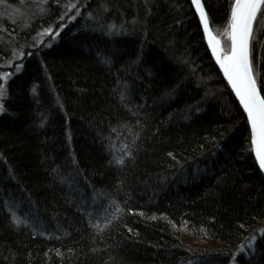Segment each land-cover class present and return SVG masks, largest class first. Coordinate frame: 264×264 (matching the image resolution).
<instances>
[{
  "label": "trees",
  "instance_id": "obj_1",
  "mask_svg": "<svg viewBox=\"0 0 264 264\" xmlns=\"http://www.w3.org/2000/svg\"><path fill=\"white\" fill-rule=\"evenodd\" d=\"M233 1L202 0L225 51ZM251 59L264 96V10ZM0 85V264H264V179L190 0H0Z\"/></svg>",
  "mask_w": 264,
  "mask_h": 264
},
{
  "label": "snow or ice",
  "instance_id": "obj_2",
  "mask_svg": "<svg viewBox=\"0 0 264 264\" xmlns=\"http://www.w3.org/2000/svg\"><path fill=\"white\" fill-rule=\"evenodd\" d=\"M199 14L204 33L217 63L220 65L240 104L247 113L251 125V144L261 171H264V96L257 84L251 59V42L254 38V24L258 15L264 10V0H234L231 5V18L226 35L231 42L230 50L225 51L210 30V21L201 0H192ZM66 8H75V4H67ZM77 14L79 12L77 11ZM59 33H57L58 35ZM8 76L5 74L4 79ZM5 89L0 85V97ZM0 104V111H3ZM122 163L123 161H119ZM243 227V225H241Z\"/></svg>",
  "mask_w": 264,
  "mask_h": 264
},
{
  "label": "water",
  "instance_id": "obj_3",
  "mask_svg": "<svg viewBox=\"0 0 264 264\" xmlns=\"http://www.w3.org/2000/svg\"><path fill=\"white\" fill-rule=\"evenodd\" d=\"M201 3L203 4L202 0H201ZM233 3H234V1H233ZM190 4H191L192 10H193V13H194V15H195V17H196V19H197V21H198V24H199V26H200V29H201V32H202V36H203V39H204V42H205V46H206V48H207V50H208V52H209V54H210V57H211V59L213 60L214 64L216 65V67H217V69H218V71H219V73H220L222 79L224 80V82L226 83V85L228 86V88L230 89V91H231L233 97L235 98L237 104L239 105V107L241 108V110H242V112H243V114H244V116H245V119H246V122H247L248 134H249L250 151H251V154H252L253 160H254V162H255V165H256V167H257V169H258L260 175H261V176L263 177V179H264V171H261L260 168H259V164H258V162H257V160H256L255 153H254V151H253V146H252V144H251V125H250V123L248 122V119H247V113L244 111L243 106L240 104L239 98L235 95V92L232 90L231 85L228 83L227 78L224 76V72H223V70L221 69L220 65L217 63L216 57L213 55L212 49H211V47L209 46V43H208V38H207V36L205 35V33H204V29H203V26H202V24H201V22H200L199 14L196 12L195 6L192 4V0H190ZM203 5H204V4H203ZM204 9H205V7H204ZM205 11H206V10H205ZM230 18H231V9H230V14H229V19H228V25H229V22H230ZM210 30H211V29H210ZM211 32H212V31H211ZM212 34H213V33H212ZM213 35H214V34H213ZM214 36H215V35H214ZM216 38H217V37H216ZM217 39H218V38H217ZM218 40H219V39H218ZM229 42H230V40H229ZM220 45H221V42H220ZM230 45H231V42H230ZM221 47H222V45H221ZM229 50H230V48H229Z\"/></svg>",
  "mask_w": 264,
  "mask_h": 264
}]
</instances>
